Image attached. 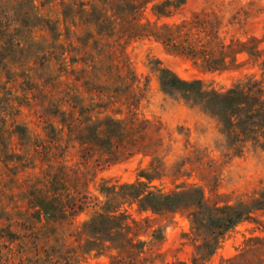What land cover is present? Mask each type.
I'll return each instance as SVG.
<instances>
[{
  "label": "trees",
  "instance_id": "trees-1",
  "mask_svg": "<svg viewBox=\"0 0 264 264\" xmlns=\"http://www.w3.org/2000/svg\"><path fill=\"white\" fill-rule=\"evenodd\" d=\"M153 2L155 13L167 17L184 0L60 1L64 20L86 26L75 38L79 49L88 50L84 56L89 59H70L81 67L77 77L52 96L55 105L50 114L56 121L47 125L51 137L48 144L36 146L47 156V163L44 177H36L32 183L29 207L32 221L50 230L29 243V264H79L90 252L105 257L102 264L159 262L163 231L147 217H131L128 207L133 205L156 214L186 212L197 241L193 264H200L213 255L228 231L264 210V184L246 200L218 204L210 202L194 184L165 191L153 183L167 171L163 126L159 120L137 114L136 76L119 63L125 47L152 38L170 53L216 71L239 66L238 55L255 58L259 53L253 37L223 36L216 16L194 14L172 23H145L142 12ZM36 27L46 29L52 37L58 35L56 23L36 15L34 0H0V64L8 61L1 50L21 48L24 33ZM64 29L70 33L67 26ZM155 72L163 95L210 118L232 155H241L249 146L264 149L262 84L248 80L218 89L198 79H182L159 66ZM92 95L96 101L89 99ZM74 145L77 157L71 163L66 158ZM135 154L150 158L135 181L102 183L98 196L89 195L88 183L98 171ZM85 211L86 218L66 234L68 224ZM224 264H264V235L250 238Z\"/></svg>",
  "mask_w": 264,
  "mask_h": 264
},
{
  "label": "rangeland",
  "instance_id": "rangeland-1",
  "mask_svg": "<svg viewBox=\"0 0 264 264\" xmlns=\"http://www.w3.org/2000/svg\"><path fill=\"white\" fill-rule=\"evenodd\" d=\"M60 1L34 0L36 15L58 25L56 38L46 29L36 27L24 33L21 48L1 50L8 61L0 64V264H29L32 255L29 243L50 230V227L44 228L40 222L32 221L29 207L32 183H36V177H44L43 169L47 163V156L36 146L48 144V137H51L47 125L56 121L50 114L55 105L52 96L69 85L81 67L80 63H72L70 59H89L84 56L88 50L79 49L75 38L86 30V26L64 20ZM154 4L144 8L143 22L160 25L194 14H208L218 18L226 38L253 37L257 40L258 56L238 55L239 66L222 71L207 69L199 62L170 53L152 38L129 43L119 60L136 76L140 95L137 114L159 120L163 126L167 171L153 183L165 191L182 184H194L203 190L210 202L218 204L246 200L264 184V149L249 146L241 155H232L224 147L210 118L163 95L155 68L159 66L182 79H198L204 85L218 89L248 80L264 86V0H184L167 17H159ZM65 26L70 33L65 31ZM91 98L97 99L94 95ZM76 152L75 145L70 147L68 162L76 161ZM149 162L148 156L135 154L112 163L96 173L88 183L87 192L98 196L102 183L133 182L147 169ZM128 212L135 219L147 217L154 227L162 229V259L155 264H193L197 241L190 231L186 212L156 214L141 211L136 205L128 207ZM87 213H79L66 227V234L74 231ZM263 235L264 210H258L251 219L239 222L228 231L213 255L200 264H224L250 238ZM105 262V257L90 252L79 264Z\"/></svg>",
  "mask_w": 264,
  "mask_h": 264
}]
</instances>
